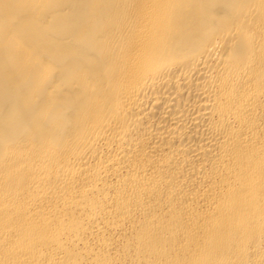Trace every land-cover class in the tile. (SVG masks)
Masks as SVG:
<instances>
[{
    "label": "bare ground",
    "instance_id": "bare-ground-1",
    "mask_svg": "<svg viewBox=\"0 0 264 264\" xmlns=\"http://www.w3.org/2000/svg\"><path fill=\"white\" fill-rule=\"evenodd\" d=\"M0 264H264V0H0Z\"/></svg>",
    "mask_w": 264,
    "mask_h": 264
}]
</instances>
